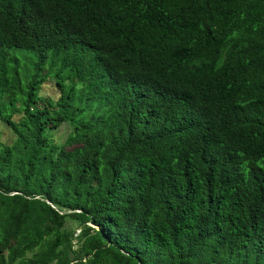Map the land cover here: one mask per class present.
<instances>
[{
	"label": "trees",
	"instance_id": "obj_1",
	"mask_svg": "<svg viewBox=\"0 0 264 264\" xmlns=\"http://www.w3.org/2000/svg\"><path fill=\"white\" fill-rule=\"evenodd\" d=\"M0 122V264H264V0H0Z\"/></svg>",
	"mask_w": 264,
	"mask_h": 264
},
{
	"label": "rangeland",
	"instance_id": "obj_2",
	"mask_svg": "<svg viewBox=\"0 0 264 264\" xmlns=\"http://www.w3.org/2000/svg\"><path fill=\"white\" fill-rule=\"evenodd\" d=\"M67 84V82H66ZM60 92L58 90V87L55 85L54 79L52 77H47L39 86L38 89V95L44 98H51L52 100H55L59 96ZM19 117L18 115H14L12 118L13 120H17ZM68 131L67 124H61L56 129H54L52 133V139L55 142H60L64 138ZM13 139V135L10 132V130L7 128V126L0 122V142L2 143H9ZM67 227L71 228L73 230V236H75L78 231L80 225L77 222H71L69 220L66 221ZM74 242V240H73Z\"/></svg>",
	"mask_w": 264,
	"mask_h": 264
},
{
	"label": "water",
	"instance_id": "obj_3",
	"mask_svg": "<svg viewBox=\"0 0 264 264\" xmlns=\"http://www.w3.org/2000/svg\"><path fill=\"white\" fill-rule=\"evenodd\" d=\"M51 207H53L52 205H51ZM54 208V207H53Z\"/></svg>",
	"mask_w": 264,
	"mask_h": 264
}]
</instances>
